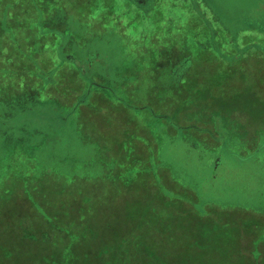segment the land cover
I'll return each instance as SVG.
<instances>
[{
    "label": "rangeland",
    "instance_id": "1",
    "mask_svg": "<svg viewBox=\"0 0 264 264\" xmlns=\"http://www.w3.org/2000/svg\"><path fill=\"white\" fill-rule=\"evenodd\" d=\"M103 1L99 8L73 7L92 18L68 21L91 38L89 48L72 51L91 53L96 63L89 77L112 84L121 99L101 93L82 114L77 101L65 102L67 90L69 101L86 93L82 82L60 76L64 83L51 90L38 75L60 69V38L52 32L38 38L37 20L26 21L19 6L0 0V102L9 103L0 115V264H56L70 254L71 241L57 232L70 230L77 241L92 238L113 224V216L119 228L139 226L141 234L128 236L130 247L133 239L145 243L152 221L157 229L149 256L133 246L115 252L121 243L103 232L99 241L103 246L106 237L107 254L129 257L118 264H264V0H159L152 12L126 0H113L111 7ZM37 6L40 16L52 17L64 4L33 0L28 14ZM188 53L189 70L181 61ZM176 73L181 82L173 95L168 85ZM188 98V112L180 115L186 117L178 120L176 106ZM162 168L176 183L169 185ZM160 181L176 189L185 206L170 208L165 192L156 190ZM141 193L152 194V209L126 221L119 206ZM191 203L196 210L185 220L163 217L169 208L172 217L185 213ZM32 208L48 214L46 228L56 234L44 239L37 232L43 226L25 229V235L37 232L28 244L13 221L24 213L28 223L37 221ZM254 244L260 252L250 249ZM71 246L76 255L93 248L73 240ZM241 251L246 257L232 255Z\"/></svg>",
    "mask_w": 264,
    "mask_h": 264
},
{
    "label": "trees",
    "instance_id": "2",
    "mask_svg": "<svg viewBox=\"0 0 264 264\" xmlns=\"http://www.w3.org/2000/svg\"><path fill=\"white\" fill-rule=\"evenodd\" d=\"M50 1L51 0H45V2H50ZM62 1H63L64 6H59L57 8L55 7V11H53L55 17H53V18L50 16L46 17L45 21L41 17H38V20L36 21L37 29H39L38 28V26H39L44 30V33L45 32H52V33L56 34L61 40V43H60V40L55 42V45L57 48V55L59 58V65H60V69L58 70L57 74H55L56 68H54V69L50 68L49 71L43 70L42 72H39V75L43 76L47 81H49V83H51V85H50L51 90H52V88L56 89V87H60L64 83L63 78H60V76L64 77L67 75L69 77L75 78L74 82H76V83L82 82L83 85L86 86V87H83V89H86V93L84 94V92H83L82 94L77 96L76 99L69 101L68 96L70 95V93H69V90H67L68 91L67 92V100H65V102L68 103L70 106L75 104L77 101L76 109L78 108V110H80L82 112V114L86 113V111L89 109V107H91L90 106L91 101L96 102V101H99L102 99V97H100L101 93H103V95L106 94L107 95L106 97L107 98L109 97V99L112 101H114L113 99H115V100L120 102V99H121L120 94L116 93L117 89H115L112 84H110V83L104 84L102 81L93 78L92 75H90V77H89L90 71L92 68H94L95 63H96L95 60H93V61L91 60L92 59L91 53L76 52L75 50L72 51V47H74V48L81 47V48L85 49L86 46L88 45V48H89V43L91 41V38L84 39L81 37L80 33H78L75 30L72 31L71 30L72 26H70V24L68 23L69 20L67 18H64L61 16L62 18L58 19L57 11H61L62 15L64 14L66 17H68L69 14H71V17L74 16L75 19L82 21L84 19L83 15H79V13L74 12L73 7L79 5V3H82L83 5L84 4L85 5H91L92 0H62ZM126 1H128V3L133 4L134 6L136 5L135 7L138 9H145L146 12L149 9L147 7V5H144L145 3L143 0H126ZM191 1H193L195 3V5H198V4H196L198 2L197 0H191ZM139 2H141L144 6L141 5ZM40 12H42V10L40 9L39 6H37V11H36L35 15H37L39 13V16H40ZM195 13H197V15H201L200 17H202V14L200 13L199 8L195 10ZM27 20L34 21V19L30 15L26 18V21ZM57 23H62L64 25V28L60 29L61 31L56 30V29L55 30L52 29L51 26H54V24L56 25ZM66 30L69 31V35H71L72 37L69 36L68 33H66ZM39 31H40V29H39ZM62 34H65V36H63ZM42 35H43V33H42ZM38 38L42 39V36H40ZM77 40H80V42H78ZM36 45L39 46V43L37 42ZM261 50H264V46H262ZM25 53H26L28 59L34 60L31 56H29L30 54H29L27 47H26ZM60 56H62V58H63L62 60H61ZM181 61H183L182 64L189 65L186 68L187 70H189L192 67L191 65L193 63L191 53H188L185 57H183V60H181ZM26 64H29V63L26 61L25 65ZM37 65H39V63H37ZM48 75H49V77H48ZM46 76L48 78H46ZM180 82H181V77H180L179 73L178 74L176 73L174 75L172 82L168 85V91L172 92L173 95H176L178 93V88L180 87ZM82 95H84V100L79 101L78 98L81 97ZM191 101H193V99L188 98L187 104L184 100L183 103L178 104L177 106H176V103L171 101L172 104L176 106V110H178L180 108L177 111L178 120H183L186 117L185 115H183V117H180V115H182L181 112H183V111L186 112V109H188V107L190 106ZM161 103H163V102H161ZM105 106H109V105L105 104ZM5 119H7V118L4 117L1 120H5ZM190 127H195V125H191ZM2 128H3L2 125H0V131L2 130ZM164 168L161 169V173H164V172H162V170ZM166 172L167 173H164V177H166V174H167V176L170 178L169 171H166ZM169 181L171 182V183L168 182L169 185H171L172 183H176L171 178ZM168 183H165V182L161 183V181L158 182V187L156 190H158V188L160 187L158 191L165 192V193H160V194L165 195L163 197L167 198L166 200L169 201V204L171 205L170 208H172V205L174 206L175 203H179V205L185 206V205H182L183 202H181L184 200L178 199V196L175 195V193H172L176 189L171 188L168 185ZM82 193L85 194V190H83ZM144 194L145 193H141L139 196H131L130 199H128V201L126 203H124L122 206H119V209L122 211H124L126 209L127 218H128L126 221H130V219L135 218V216L137 215L136 213L138 211L142 212L141 215L138 214L139 215L138 218L140 220L144 217V214L147 211L148 207H149V209L150 208L152 209V205H150V203H149L150 197L152 196V194H150V195H146V194L144 195ZM75 195H77V194H75ZM70 196H68L67 198H69ZM144 202H145V206L143 208L138 209L137 211L135 209L127 210V209H129V206L131 204L139 205V203H140V205H141ZM144 208L146 211H143ZM170 208H169V211L167 213H165L163 217L168 216L169 218H172L174 220V222H176L177 220L178 221H183V219L185 220V218H187L189 214L194 213V211L196 210L195 205L193 203H191V206H188V208H186L187 212L181 213L180 211H175V213L172 217V216H170V212L172 210ZM32 209H30V210H32ZM76 212H77V210H76ZM41 213L42 212L33 209V212L32 213L30 212V216L32 219H36L37 221L31 222V223L27 222L28 221L27 219L29 216L25 213L21 214L20 216H17V218L14 219L13 223L16 226L17 232H19L18 237L21 238L22 241L24 240L28 244L32 240L35 242L37 240V232L39 234H42L44 239H49L51 237V235H53L54 233L56 234V231L54 233H52V231H50L48 227L46 228L45 220H47V219L45 217L48 216V214H45L44 215L45 217H44ZM113 217L111 219L113 221V224L105 226L103 232H104V235H106L105 232L111 231V235L113 236V240L116 241L118 244L121 243L119 245V249L116 248L115 252L121 251V254H122L123 252L128 251L133 246V248L136 249L138 255L142 254L141 256H143V255L149 256L150 251L154 253L153 247L157 248V246H155V244L157 242L153 240V238H155L154 231H157V229L155 228L156 227L155 223H154L155 221H152V226H151V228L148 229L150 231V233L148 232L144 236V242L145 243L138 244V241L133 239V245L130 247V240H129L128 236L131 233L133 236L141 234L139 232L140 231L139 226L135 223L132 225L130 224L131 226H129L128 228H125V229L122 228V226H120V228H119V225H120L119 221L114 220ZM40 226H43V228H41V231H37V232L31 231L32 232L31 235H25V234H29V233H27L28 231L27 232L24 231L25 229L30 230V229L37 228ZM66 229H68V228H66ZM123 230H128L127 236H126V234L123 235ZM163 231H164V229L161 230V233H163ZM57 233L61 234L64 237L66 236V237L70 238L71 241L68 244L69 248H70V252H69L70 254L68 256H66L65 258L59 259L56 264H75V262L77 263V261H79V260H81V263H83V264H89L90 262H91L90 264H99L101 262L105 264V261H104L105 257H107V264H118V262H121L122 260L129 258L128 256H125V255L120 256L118 254H116V255L107 254L106 253V250H107L106 247L108 245V241H107L106 237H105V241L103 243V246L100 244V241H99L102 233L100 235H99V233H97L96 236H94L92 238H89V237L87 239H80L79 238L78 241L76 240L77 238L73 236V232L70 230H69V232H68V230H60ZM82 233H84V232H82ZM82 238H84V237H82ZM72 240H73V242H76V247H80V246L85 245L86 243L89 242L91 247H93L91 249L92 254L91 253L89 254L88 252L85 254H81V255L73 254L72 253L73 247L71 246ZM258 245L259 244H257V245L254 244L253 247L250 249H253L254 251L258 252L259 251ZM261 245H260V247H262ZM55 246L57 247V250L60 249V245L59 246L55 245ZM55 246H52V248L54 249ZM160 246L161 245H159L158 248ZM67 249H68V247H67ZM44 251H46V250H44ZM240 253H242V254L240 255ZM232 255L233 256L246 257L247 253H245V252L243 253V251H241L239 253L234 252V254H232ZM57 256H58V254H57ZM249 256L250 255L248 254V257ZM86 260H87V262H86Z\"/></svg>",
    "mask_w": 264,
    "mask_h": 264
},
{
    "label": "crops",
    "instance_id": "3",
    "mask_svg": "<svg viewBox=\"0 0 264 264\" xmlns=\"http://www.w3.org/2000/svg\"><path fill=\"white\" fill-rule=\"evenodd\" d=\"M9 1V5L11 6V7H13V6H19L20 7V12H21V14H22V16H24V14H26L27 16H29V14H28V5H29V3H31L32 2V0H8ZM100 0H92V2H91V5H89L90 7H91V9H94V8H99V4H98V2H99ZM113 0H108L106 3L103 1V3H102V6L103 7H106V6H109V7H111V3L110 2H112ZM121 1V0H120ZM123 1H125V0H123ZM144 1V5H147V7L149 8L148 9V11L147 12H152V11H154V9L158 6V4H159V0H143ZM142 2V1H141ZM141 2H139L141 5H143ZM122 3H124V2H122ZM81 4L82 3H79V5H77V6H79V7H81ZM121 4V3H120ZM197 4H198V2H197ZM83 5V4H82ZM85 5V4H84ZM143 5V6H144ZM70 6V5H69ZM136 6V5H135ZM76 7V6H75ZM139 7V6H138ZM140 8V7H139ZM57 15H58V19H60V18H62V17H64V18H67L68 20H70V18H71V14H69V16L68 17H66L64 14L62 15V13H61V11H57ZM75 15V14H74ZM33 19H35V21L36 20H38V17H41L44 21H45V19H46V16L44 15V16H38V15H30ZM62 16V17H61ZM91 15L89 14V15H83V22H85V23H89V19H91L92 17H90ZM53 17H55V16H52V18ZM76 21H78V19H76ZM81 21V22H82ZM101 21H103V20H100V21H98V22H101ZM5 23V22H4ZM52 27V29L53 30H60V29H57V28H55L54 26H51ZM81 27L83 28V30L84 31H89V29L88 30H86V27H84L83 25H81ZM36 28V27H35ZM38 28L40 29V32H41V36H42V33H44V30L41 28V27H39L38 26ZM80 28L78 27V30H79ZM72 31H74V27H72V29H71ZM38 30H37V28H36V32H37ZM61 31V30H60ZM65 31V30H64ZM66 33H68V35H69V31L68 30H66ZM69 36H71V35H69ZM72 37V36H71ZM248 43V41H246V44ZM242 44H239L238 46H241ZM221 47V46H220ZM28 49V48H27ZM25 50H26V48H25ZM28 66H29V64H27ZM48 69H50L49 67L47 68V70ZM38 75H39V73H38ZM40 76V75H39ZM33 101V100H32ZM36 101H33L32 102V104H34ZM3 107H4V109L7 107H9V103H8V105L5 103H1L0 102V108H1V113H0V115H1V117H2V115H4L5 114V111L3 112ZM3 112V113H2Z\"/></svg>",
    "mask_w": 264,
    "mask_h": 264
}]
</instances>
